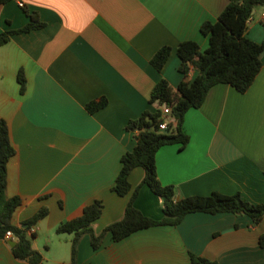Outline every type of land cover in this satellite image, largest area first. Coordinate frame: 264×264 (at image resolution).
Here are the masks:
<instances>
[{
    "label": "crops",
    "instance_id": "obj_1",
    "mask_svg": "<svg viewBox=\"0 0 264 264\" xmlns=\"http://www.w3.org/2000/svg\"><path fill=\"white\" fill-rule=\"evenodd\" d=\"M22 4V7L19 5ZM228 0H11L0 5V33L24 28L29 14L44 28L13 35L0 47V120L8 128L14 155L7 163V198L22 201L12 217L20 227L40 209L47 216L27 236L44 264H71L73 234H58L62 223L81 216L85 207L102 203L93 223L96 234L124 215L144 172L131 171L130 192L113 191L121 158L135 145L126 125L145 111L162 79L176 89L177 46L194 41L203 52L204 23H215ZM264 6L254 9L245 36L264 43ZM163 47L171 49L156 71L150 61ZM261 69L243 94L228 85L214 86L202 106L189 110L183 128L189 142L164 146L155 155L162 186H172L175 200L212 193L239 194L264 205V52ZM25 80L20 93L18 75ZM195 72L189 74L194 79ZM100 99L106 106L89 113ZM167 122L174 123L171 115ZM134 207L160 220L162 202L142 186ZM264 218L258 224L230 213L187 215L175 226L140 230L114 242L110 234L93 250L87 235L77 248L76 264H190V255L218 264H264ZM8 240L0 241V264L14 259Z\"/></svg>",
    "mask_w": 264,
    "mask_h": 264
},
{
    "label": "trees",
    "instance_id": "obj_2",
    "mask_svg": "<svg viewBox=\"0 0 264 264\" xmlns=\"http://www.w3.org/2000/svg\"><path fill=\"white\" fill-rule=\"evenodd\" d=\"M11 0H0L3 5ZM264 6V0H228V5L215 23H204L200 33L208 37L209 46L201 51L194 41H185L177 46L176 54L180 59L178 72L183 79L176 89L162 79L153 88L149 103L158 102L170 108L174 123H167L166 130H160L163 117L157 110L153 113L145 111L138 119L126 125L128 132L134 133L136 145L131 152L121 158V170L115 180L113 191L120 197L126 196L131 186L128 182L131 171L140 168L144 172L141 183L134 189L126 205L121 220L116 221L100 233L96 234L93 223L102 214V203L95 201L85 207L80 217L62 223L56 229L58 234H73L71 244V264H76L77 248L82 236L87 235L90 246L98 250L104 237L110 234L114 242L144 229L179 225L189 214L205 213L210 215L230 213L249 217L253 224L264 218V205H253L241 198L239 194L222 195L212 193L209 196H192L175 200L172 186H162L156 175L155 155L164 146L179 145L186 147L189 137L184 131L183 123L186 113L191 109H199L214 86L228 85L238 93H245L261 69L260 56L264 52V43L257 44L246 36L247 23L257 7ZM29 23L22 29L0 33V47L8 43L13 35L29 33L44 28L37 15L29 14ZM169 47L161 48L150 63L156 71H161L170 55ZM195 72L194 79L189 74ZM20 93L25 92V80L18 75ZM106 106V100L93 101L86 106L89 113H95ZM14 155L9 140L8 128L0 120V241L6 240L7 232L12 234L15 246L11 248L14 259L27 264H44L41 254L33 250L27 233L39 221L44 219L48 211L40 209L32 218L20 227L12 225V217L22 201L19 197L7 198V163ZM142 186H147L162 202L163 217L153 220L143 215L134 207V201ZM259 246H264V234L259 238ZM190 264H218L205 258L190 255Z\"/></svg>",
    "mask_w": 264,
    "mask_h": 264
},
{
    "label": "built area",
    "instance_id": "obj_3",
    "mask_svg": "<svg viewBox=\"0 0 264 264\" xmlns=\"http://www.w3.org/2000/svg\"><path fill=\"white\" fill-rule=\"evenodd\" d=\"M20 7H22V4H20L19 5ZM262 19H263V22H264V13L262 14ZM166 108H165V110L163 111L164 113L162 114V117H163V122H162V124L160 125V127H159V129L160 130H166V128H167V116L168 115H170V108L169 107H167V106H165ZM5 238L6 239H10V238H12V234L10 233V232H7L6 233V235H5Z\"/></svg>",
    "mask_w": 264,
    "mask_h": 264
},
{
    "label": "water",
    "instance_id": "obj_4",
    "mask_svg": "<svg viewBox=\"0 0 264 264\" xmlns=\"http://www.w3.org/2000/svg\"><path fill=\"white\" fill-rule=\"evenodd\" d=\"M7 244L9 245L10 248H13L15 246V242L12 240H8Z\"/></svg>",
    "mask_w": 264,
    "mask_h": 264
}]
</instances>
